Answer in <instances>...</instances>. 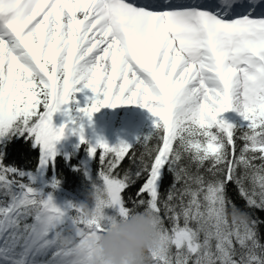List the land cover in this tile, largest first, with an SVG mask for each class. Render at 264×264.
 I'll return each instance as SVG.
<instances>
[{
  "label": "snow or ice",
  "instance_id": "1",
  "mask_svg": "<svg viewBox=\"0 0 264 264\" xmlns=\"http://www.w3.org/2000/svg\"><path fill=\"white\" fill-rule=\"evenodd\" d=\"M84 90L92 95L80 107ZM125 105L156 118L138 138L151 163L140 157L134 176L147 178L131 208L123 193L133 173L117 169L136 144L92 143L85 133L96 112ZM66 134L94 158L101 150L98 175L85 172L88 215L45 191L60 185L44 177ZM20 136L39 149V164L6 166L0 149V264H37L49 252L48 264H95L100 236L141 207L159 232L144 264H264L260 222L249 213L264 210V0H0V145ZM165 171L174 179L162 199ZM230 183L244 208L228 196ZM233 210L247 219L235 222Z\"/></svg>",
  "mask_w": 264,
  "mask_h": 264
},
{
  "label": "trees",
  "instance_id": "2",
  "mask_svg": "<svg viewBox=\"0 0 264 264\" xmlns=\"http://www.w3.org/2000/svg\"><path fill=\"white\" fill-rule=\"evenodd\" d=\"M80 93H77V100H80ZM89 102H84L83 104L79 103L80 107H84ZM101 115L100 121L91 124L89 127H86L85 133L86 138L95 143L98 137H102L110 145H116L121 141L128 143L136 144L135 147L130 150L129 155L125 157L124 161L120 164L117 169V173L120 176L131 170L133 173V178L135 183H133L125 192L123 193L128 206L131 208L132 199H136L137 192L145 183L147 178V173L141 175L140 178H135V172L141 168L140 157L143 155L144 160L151 163V158L145 153V147L142 144H138V138L143 139L145 136L149 135L154 131V119L149 117L147 112H142L135 109L134 105L120 106L117 108L105 107L98 111ZM143 115V116H142ZM103 116V117H102ZM226 118L231 121H239L241 118L236 113L226 114ZM65 117L62 113H56L53 117V122L55 126H61L65 122ZM100 123V124H98ZM136 123V126L132 130H125L126 126H133ZM80 143L79 137L71 134H66L65 138L60 141L61 150L56 157L55 168H49L45 174L44 180L46 183L51 182L52 178L55 177L60 181V187L62 190H68L82 200L83 203H87L88 207L91 206L94 200L92 194V181L89 179V176L85 174L87 171L93 178H95L100 169L99 155L100 151L98 150L97 157L94 158L90 156L87 151V144L81 145L77 148V145ZM159 143L158 139L153 138L149 142V147L154 148ZM243 146V141H237L238 149ZM4 154V164L6 166H15L17 168L23 169L25 171H35L39 164V149L33 147V141L24 136L14 137L12 140L7 141L3 145H0ZM135 154V162L131 159L132 154ZM185 164L189 162L187 159L184 161ZM256 163H260L256 161ZM190 171L195 172V167L189 165ZM202 174L206 176L209 180L212 179L211 174L201 169ZM240 173L243 174V169H240ZM173 175L165 171L164 178L161 182V196L162 199H166L169 189L173 184ZM24 182H27L25 179ZM246 187L249 190L252 189L253 184L251 177L245 181ZM182 185H177L179 189ZM62 190L55 189L51 187H46V192H51L54 198L59 203L72 202L79 204V201L67 195ZM258 190V189H257ZM228 196L241 208L245 207V201L241 199L237 186L234 183H230L227 188ZM131 198V199H129ZM147 199V195L143 197ZM0 199H5L0 197ZM138 211H143L144 209L138 208ZM250 217L252 219L258 220V231L260 236L261 243H264V210L261 209H250ZM31 222V221H29ZM165 224L167 227H171V221L165 218ZM3 241L0 240V244ZM174 251V250H173ZM52 259V253L49 252L46 255H39L36 257L37 264H48Z\"/></svg>",
  "mask_w": 264,
  "mask_h": 264
},
{
  "label": "clouds",
  "instance_id": "3",
  "mask_svg": "<svg viewBox=\"0 0 264 264\" xmlns=\"http://www.w3.org/2000/svg\"><path fill=\"white\" fill-rule=\"evenodd\" d=\"M82 207L88 215L87 203H83ZM230 217L238 223L247 219L239 210H233ZM158 241L156 217L147 210L136 212L118 220L100 236L96 242L95 264H144V258Z\"/></svg>",
  "mask_w": 264,
  "mask_h": 264
},
{
  "label": "rangeland",
  "instance_id": "4",
  "mask_svg": "<svg viewBox=\"0 0 264 264\" xmlns=\"http://www.w3.org/2000/svg\"><path fill=\"white\" fill-rule=\"evenodd\" d=\"M180 0H177V2H179ZM193 1H195V0H193ZM92 95V93L90 92V90H84L83 92H80V100H79V103L80 104H83L84 102H89L88 101V97L89 96H91ZM125 106H128V105H125ZM134 107H135V109H137V110H140V111H142V112H147L148 114H149V117H151L152 119H156L147 109H145V108H143V107H140L139 105H134ZM143 116V115H142ZM103 117V116H102ZM100 119H101V115L99 114V113H95L94 114V116H93V118H92V120H91V122H89L88 123V125H87V127H89L91 124H94V123H96V122H98V121H100ZM98 124H100V123H98ZM136 126V123H134V125L133 126H126V127H124V129L125 130H132V128H134ZM57 150H58V152H60V150H61V147H60V142L57 144Z\"/></svg>",
  "mask_w": 264,
  "mask_h": 264
},
{
  "label": "water",
  "instance_id": "5",
  "mask_svg": "<svg viewBox=\"0 0 264 264\" xmlns=\"http://www.w3.org/2000/svg\"><path fill=\"white\" fill-rule=\"evenodd\" d=\"M58 188H59V187H58ZM68 194H70V196H73V197L79 199V197H77L76 195L72 194L71 192H68ZM79 200H80V199H79ZM80 204H83L81 200H80Z\"/></svg>",
  "mask_w": 264,
  "mask_h": 264
},
{
  "label": "bare ground",
  "instance_id": "6",
  "mask_svg": "<svg viewBox=\"0 0 264 264\" xmlns=\"http://www.w3.org/2000/svg\"><path fill=\"white\" fill-rule=\"evenodd\" d=\"M138 3H143L144 1L137 0Z\"/></svg>",
  "mask_w": 264,
  "mask_h": 264
}]
</instances>
